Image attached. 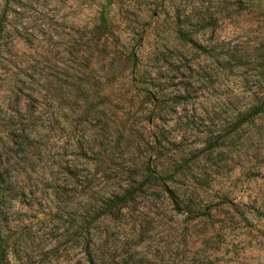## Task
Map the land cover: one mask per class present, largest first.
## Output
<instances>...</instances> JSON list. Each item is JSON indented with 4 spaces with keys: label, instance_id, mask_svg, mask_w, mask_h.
<instances>
[{
    "label": "rangeland",
    "instance_id": "374dc122",
    "mask_svg": "<svg viewBox=\"0 0 264 264\" xmlns=\"http://www.w3.org/2000/svg\"><path fill=\"white\" fill-rule=\"evenodd\" d=\"M89 255L264 264V0H0V264Z\"/></svg>",
    "mask_w": 264,
    "mask_h": 264
},
{
    "label": "trees",
    "instance_id": "16d2710c",
    "mask_svg": "<svg viewBox=\"0 0 264 264\" xmlns=\"http://www.w3.org/2000/svg\"><path fill=\"white\" fill-rule=\"evenodd\" d=\"M260 110V112H262V110H263V107L262 108H260L259 109ZM89 260H90V264H95V261H94V259L89 255Z\"/></svg>",
    "mask_w": 264,
    "mask_h": 264
}]
</instances>
